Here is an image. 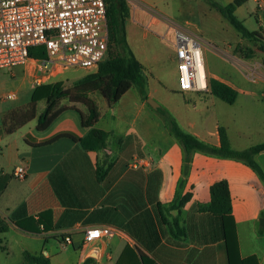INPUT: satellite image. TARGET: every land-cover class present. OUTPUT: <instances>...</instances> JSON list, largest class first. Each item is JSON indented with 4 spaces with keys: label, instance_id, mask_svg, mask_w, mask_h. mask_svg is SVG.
<instances>
[{
    "label": "crops",
    "instance_id": "0c3cea01",
    "mask_svg": "<svg viewBox=\"0 0 264 264\" xmlns=\"http://www.w3.org/2000/svg\"><path fill=\"white\" fill-rule=\"evenodd\" d=\"M213 1L226 6L236 0ZM125 2V22L158 27L163 23L153 16L156 12L169 34L170 26L177 27L203 44L199 29L189 28L195 24L174 26V16L185 11L194 14L203 3L205 11L215 10L206 0ZM234 14L243 25L256 16L257 28L252 31L264 29V0H242ZM128 32L125 29L130 49ZM206 44L217 48L208 38ZM225 50L229 61L212 53L246 82L237 85L220 72L206 67L205 71L207 79L236 92L233 103L210 89L199 100L194 99L199 93H180L190 100L175 117L184 133L211 147H219L218 129L223 128L231 149L243 151L264 143V73L248 78L244 68L259 62ZM33 90L34 86L31 95ZM141 95L131 88L108 106L94 93L99 118L92 127L84 126L87 110L79 106L67 107L43 131L36 129L34 119L7 134L0 120V220L8 227L0 233V264H23L25 251L42 253L51 264H229L226 217L213 211L210 194L219 182L228 187L240 259L255 257L264 264V151L254 157L258 170L198 150L187 157L167 123L152 116L166 104L159 102L152 109L147 96ZM43 110L44 105L37 115ZM92 129L109 134L98 151H87L78 142ZM15 166H24L29 175L14 178ZM92 226L115 232L83 243L85 230ZM65 234L72 239L70 246L60 241Z\"/></svg>",
    "mask_w": 264,
    "mask_h": 264
},
{
    "label": "built area",
    "instance_id": "2783aa9c",
    "mask_svg": "<svg viewBox=\"0 0 264 264\" xmlns=\"http://www.w3.org/2000/svg\"><path fill=\"white\" fill-rule=\"evenodd\" d=\"M106 8L105 0H0V70L32 62L37 67L35 83L39 86L61 69H96L108 51ZM170 28L178 92H208L203 43L183 29ZM39 46L45 49L46 57H30L29 50ZM244 69L248 78L257 79L260 71L264 73V64L259 62ZM7 98L14 99V95ZM28 175L24 166L12 170L16 179ZM114 232L110 227H89L83 243H93ZM60 241L64 246L72 244L67 234Z\"/></svg>",
    "mask_w": 264,
    "mask_h": 264
},
{
    "label": "trees",
    "instance_id": "16d2710c",
    "mask_svg": "<svg viewBox=\"0 0 264 264\" xmlns=\"http://www.w3.org/2000/svg\"><path fill=\"white\" fill-rule=\"evenodd\" d=\"M206 1L242 37L259 43V50L264 53V29L259 28V31H249L234 14L236 7L241 4L242 0H236L233 4L226 6H222L213 0ZM105 2L107 5L106 16L109 29V41L113 43V48L111 46L109 52H107V58L105 57L98 64L94 72H90L78 80L72 90H63L59 83L43 84L35 87L30 102L26 106L7 112L3 116L1 122L7 134L15 132L34 119L36 120V129L38 131L45 130L60 113L67 109L63 107L55 110L58 101L62 98L71 97L72 92L81 94L82 97L77 98V101H80L87 109V117L84 120L85 127H92L99 118V111L96 104L89 100L86 94L99 93L107 105L112 106L131 88H136L142 93L141 86L144 82L143 67L129 49L126 41L124 27L125 19L128 16L126 2L125 0H105ZM119 45H122L123 53L116 52ZM29 56L44 59L46 57L45 49L41 46L33 47L29 50ZM244 60L249 59L244 58ZM261 62L264 64V61ZM208 88L212 94L229 104L233 103L236 98V92L219 81L208 80ZM43 99L45 101V108L37 115V104ZM167 125L170 132L182 144L187 157L192 151L198 150L209 155L242 161L252 169L258 170V165L254 161V157L261 151H264V143L243 151H235L230 147L225 130L219 128V147H211L202 143L192 135L181 131L173 120H169ZM108 136V133L92 129L84 138H79L78 142L87 151H98L104 147L105 140ZM210 194L213 211L226 217L224 240L228 263L258 264L255 257H248L246 259H240L239 257L234 225L230 218L231 201L227 184L225 182L216 183L212 186ZM229 222H231V228L228 227ZM7 229V225L0 220V233L7 231ZM23 256L25 261L23 264H51L50 259L42 253L31 254L25 251Z\"/></svg>",
    "mask_w": 264,
    "mask_h": 264
},
{
    "label": "rangeland",
    "instance_id": "374dc122",
    "mask_svg": "<svg viewBox=\"0 0 264 264\" xmlns=\"http://www.w3.org/2000/svg\"><path fill=\"white\" fill-rule=\"evenodd\" d=\"M199 6L200 7L195 10L194 14H190L189 11L177 12V14L175 12L176 15L174 17L176 20H173V25L182 27L186 21L195 24L194 27L192 25L189 28L195 31L196 28L199 29L198 33L205 41L202 48L205 67L220 72L222 76L237 85H243L246 81L239 78L229 65L213 55L212 52L215 51L223 59L229 61L227 58H231V56H226V54H224V51H226L225 49H228L233 56L249 59L248 61L255 60L261 62L264 61V53L259 50L260 44L242 37L215 10L209 8V12L205 11L207 7L204 3ZM153 16L161 20L163 25L158 27L148 25V23L137 25L130 20H126L124 23L125 29L129 31L132 47H130V49H133L141 63H143L144 82L141 86V96L143 98L147 96V103L152 109L155 108L148 102L149 99L158 106H160L159 102L165 103L166 106L161 105L160 107L162 110L159 113L156 111L154 114L151 113L153 114L152 116H154L155 120L160 118L161 121L167 124L169 120H173L182 131L183 129L177 123L175 115L180 116L181 113L184 112L182 105L188 102L190 98L182 96L175 91L177 88V72L176 62L173 60V35L172 33H168V28L164 24L162 17L156 14V12L153 13ZM130 17L131 16H129V19ZM244 26L249 31H252L255 27L257 28L256 16H252ZM207 38L210 43L212 42L217 48L207 45ZM111 46L113 48V43L109 41L107 52H109ZM117 51L123 53L122 45H119L118 49H116V52ZM230 52H227V54ZM93 70L95 69H61L50 79H45L46 81L44 84L59 83L63 90H72L75 83L81 79L84 73H90ZM37 76V67L31 62L27 63L25 66L0 70V120H2L7 112L22 108L30 102L32 86H34V88L38 86L35 83ZM251 81L253 82V80ZM9 94L14 95V99H8L7 96ZM204 94L205 93H199V97H195L194 99H202L205 97ZM93 95L94 93H88L86 97L94 102ZM70 96L71 97L62 98L58 101L55 110L70 106H79L86 109L80 101H77V98L82 97L81 94L72 92ZM96 97L102 98L99 93H96ZM194 99L193 101H195ZM43 105L45 108L44 99L38 104L37 111H41ZM189 118L192 120L191 117ZM193 121L198 120L196 119Z\"/></svg>",
    "mask_w": 264,
    "mask_h": 264
},
{
    "label": "water",
    "instance_id": "95a60500",
    "mask_svg": "<svg viewBox=\"0 0 264 264\" xmlns=\"http://www.w3.org/2000/svg\"><path fill=\"white\" fill-rule=\"evenodd\" d=\"M148 102H150V104L153 106V108H157V105L154 104L150 99L148 100Z\"/></svg>",
    "mask_w": 264,
    "mask_h": 264
}]
</instances>
